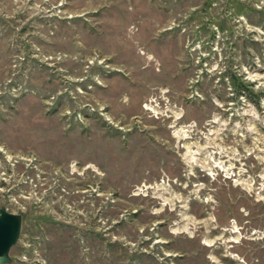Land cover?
<instances>
[{"label":"rangeland","instance_id":"rangeland-1","mask_svg":"<svg viewBox=\"0 0 264 264\" xmlns=\"http://www.w3.org/2000/svg\"><path fill=\"white\" fill-rule=\"evenodd\" d=\"M3 209L0 264H264V0H0Z\"/></svg>","mask_w":264,"mask_h":264},{"label":"water","instance_id":"water-1","mask_svg":"<svg viewBox=\"0 0 264 264\" xmlns=\"http://www.w3.org/2000/svg\"><path fill=\"white\" fill-rule=\"evenodd\" d=\"M21 216L5 209L0 212V262H6L21 232Z\"/></svg>","mask_w":264,"mask_h":264},{"label":"bare ground","instance_id":"bare-ground-1","mask_svg":"<svg viewBox=\"0 0 264 264\" xmlns=\"http://www.w3.org/2000/svg\"><path fill=\"white\" fill-rule=\"evenodd\" d=\"M149 109H152L151 107H149ZM177 118H180V114H179V116L177 117ZM177 132H179V131H177ZM213 141V140H212ZM211 141V142H212ZM210 142V143H211ZM209 146V145H208ZM219 146V145H218ZM207 149V146L206 147H199V150L198 151H195L194 152V154L195 155H198V156H205V154H207L208 153V151L206 150ZM214 153V152H213ZM215 154V153H214ZM217 154V153H216ZM218 154H220V156H222V153H218ZM224 154V152H223V157H226L227 155H225ZM191 162L193 163V164H196V163H200L201 165H203V167L204 168H214V167H217V168H220L221 170H225V171H227V169H228V167H227V165H225V162L224 161H215V159H214V155L213 156H209V157H206L205 156V158L203 157V159H201V157L199 158H197V157H194L193 156V158H192V160H191ZM213 162H216V163H214V166H213ZM199 165V164H198ZM200 165V166H201ZM202 167V166H201ZM214 171V170H213ZM240 184H242L241 182H240Z\"/></svg>","mask_w":264,"mask_h":264}]
</instances>
